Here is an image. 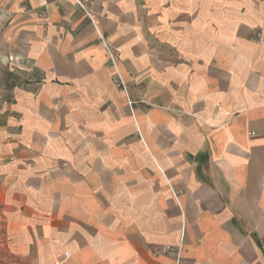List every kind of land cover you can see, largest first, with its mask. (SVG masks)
Instances as JSON below:
<instances>
[{
  "label": "crops",
  "instance_id": "1",
  "mask_svg": "<svg viewBox=\"0 0 264 264\" xmlns=\"http://www.w3.org/2000/svg\"><path fill=\"white\" fill-rule=\"evenodd\" d=\"M82 1L0 0L17 264H264V0Z\"/></svg>",
  "mask_w": 264,
  "mask_h": 264
},
{
  "label": "rangeland",
  "instance_id": "2",
  "mask_svg": "<svg viewBox=\"0 0 264 264\" xmlns=\"http://www.w3.org/2000/svg\"><path fill=\"white\" fill-rule=\"evenodd\" d=\"M2 30L3 29L0 24V35L2 34ZM1 47L2 46L0 45V52L3 53L4 50ZM117 57H118L117 60L119 61V56ZM9 58H10V62L14 61L13 60L14 58L12 56H9ZM118 61L116 64H118ZM110 63L115 68V70H117L115 63L111 59H110ZM11 76H12V71L10 70V67H5L4 65H0V90L2 89V86H4V83L6 81L5 79H10ZM116 76H117V72H116L115 77ZM130 104H132L131 101H130ZM4 216L5 214L3 212V205H2L1 196H0V264H17L16 257L13 251L11 250V239L9 238V235H8L7 222L4 220Z\"/></svg>",
  "mask_w": 264,
  "mask_h": 264
},
{
  "label": "built area",
  "instance_id": "3",
  "mask_svg": "<svg viewBox=\"0 0 264 264\" xmlns=\"http://www.w3.org/2000/svg\"><path fill=\"white\" fill-rule=\"evenodd\" d=\"M77 4L80 6V8L86 13V15L93 21V13L90 11L89 9V5L87 3H85L82 0H76ZM102 41L105 44L106 50L109 53L110 59L115 63V66L117 67V59H118V54L117 52L111 47L109 46L106 41L104 40V38L101 36ZM117 69V68H116ZM115 82L117 83V85L119 87H121L122 89H126V84L120 74V72L117 70V76L115 77ZM167 251H169L170 249H166Z\"/></svg>",
  "mask_w": 264,
  "mask_h": 264
}]
</instances>
